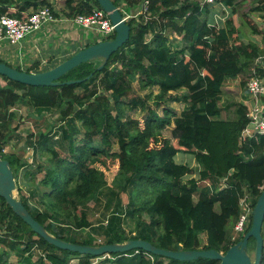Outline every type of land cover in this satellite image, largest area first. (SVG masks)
Here are the masks:
<instances>
[{
	"label": "trees",
	"instance_id": "1",
	"mask_svg": "<svg viewBox=\"0 0 264 264\" xmlns=\"http://www.w3.org/2000/svg\"><path fill=\"white\" fill-rule=\"evenodd\" d=\"M63 1L69 18L101 8L97 0ZM113 1L118 7L123 3L134 7L144 0ZM241 1L221 0L231 15L218 27L212 24V8L196 0H149L146 14L128 20L129 40L102 69H98L101 61L84 62L63 75L58 86H32L0 75L4 81L0 82V155L9 160L16 179L23 168L22 156L4 150L17 130L13 122L22 118L17 106L26 102L39 113L59 109L58 129L31 132L28 137L33 149L51 157L45 166L37 164L36 171L25 170L29 190L21 194L27 209L51 234L83 245L99 244L98 237L104 238L100 244L144 239L169 250L223 252L244 237L233 241L230 229L242 211L240 199L248 193L254 208L264 187V135L241 138L250 122L248 105L231 103L235 117L222 118L221 102L228 79L252 70L264 76V68L256 64L264 48L242 38L241 25L246 22L253 33L264 36V32L250 14H239ZM257 1L250 11L264 18V0ZM44 5L54 10L52 0H0V15L15 6L23 18L26 11ZM176 38L188 45L177 47ZM97 42L89 41L79 50ZM73 54L50 61L46 68L39 61L26 69L16 68L40 72ZM68 80L80 81L63 84ZM134 82L140 92H148L141 95ZM241 83L245 86L247 79ZM150 100L162 107L161 112L148 106ZM166 100L185 106L177 114L163 105ZM137 108L147 110L141 122L130 114ZM168 127L171 137L164 134ZM114 143L119 151H113ZM180 152L193 155L200 167L197 177L187 178L195 170L176 161ZM102 157L118 160L111 183L94 166L104 164ZM42 171L34 185L36 173ZM226 176L227 185L221 188ZM123 194L128 195L127 203ZM91 211H102L107 223H93ZM126 219L135 222L129 233L124 229ZM0 231V244L7 249L0 251V264H69L75 258L77 264H93L98 258L50 244L1 196ZM250 241L252 252L255 239ZM11 252L17 256L15 263L9 260ZM102 263L220 264L203 257L179 261L143 249L112 253Z\"/></svg>",
	"mask_w": 264,
	"mask_h": 264
},
{
	"label": "rangeland",
	"instance_id": "2",
	"mask_svg": "<svg viewBox=\"0 0 264 264\" xmlns=\"http://www.w3.org/2000/svg\"><path fill=\"white\" fill-rule=\"evenodd\" d=\"M58 1V2H57ZM54 7V10L56 11L55 7L58 8L60 11L64 10V11H68V8L65 5V2L62 0H57ZM53 3V4H54ZM258 3L257 0H242L240 2V4L238 5V12L239 14H244V13H248L251 15V17L253 19H255V23L257 24L258 28H262L263 32H264V18L261 16L260 13L257 12H251L250 8L252 6H255ZM57 4V5H56ZM62 5V6H61ZM10 10V9H9ZM213 12H220L221 11V6H214L212 8ZM57 13V11H56ZM223 14H225V11L223 12ZM230 14V12H229ZM228 14V17H229ZM58 15V13H57ZM214 16V14H213ZM226 19H229L226 17ZM225 21H223L222 23H224ZM56 29V28H53ZM45 32V34H44ZM59 31H55V34H50L49 35V31H42V32H34L32 34H30L29 36H27L25 39L22 40V42L28 40L30 37L32 36H36L39 35V37H42L41 39H39V41H35L33 43V46L30 48L28 53H31L29 56L26 55L23 51H21L19 48H15L16 46L12 47L11 46H5V48H2L0 45V58L3 59L4 61L10 63L12 66L14 67H21L22 69H26L28 66V64H32L34 61H38L40 58H43L41 60L45 61V64L41 67L42 68H46L49 65V53L51 50L55 49V46H59L62 43V39L64 38L62 36V34H58ZM255 33L252 32L251 27L249 26V24H247L246 22H244L241 25V37L244 38L246 41L249 40H253L255 42L260 41L264 43V37L260 36L258 37L257 41H256V37L253 35ZM258 34V33H257ZM58 35H60V37L58 38ZM62 37V38H61ZM96 34L94 33H90V41H94ZM107 38V37H104ZM176 41V46L177 47H185L187 44V41L183 40V39H175ZM258 43V42H257ZM259 44V43H258ZM260 45V44H259ZM261 46V45H260ZM262 47V46H261ZM7 48H10L7 52ZM264 48V47H263ZM16 49V50H15ZM40 60V61H41ZM258 62V63H257ZM264 54L262 55V57L256 61V64H258L259 66L264 68ZM253 73L255 74L256 71L252 70L251 72L247 73L246 75H241L238 76L236 78H230L225 82L226 86H230L229 88H227V90H225V93L223 94V100L221 102V105L223 106V112H222V118H234L235 117V105L231 104V103H235L237 101H242L245 102L249 96L247 94V90H246V85L244 86L241 82L242 80L248 79L251 75H253ZM261 75V74H258ZM263 76V75H261ZM264 77V76H263ZM248 81V80H247ZM0 82L4 83L3 79L0 77ZM134 88L135 90H137L138 92H140L138 90V84L136 82H134ZM148 92V91H147ZM146 91H141L140 94L141 95H145V93H147ZM180 95L183 94V91L179 92ZM163 105L166 106H170L173 107L177 114L180 113L182 111V109L184 108L185 104H183L182 102L179 103H175V102H170V101H164ZM148 106L150 107H155L158 109L159 112H161L162 107H157L155 105V103L153 102V100H150L148 102ZM19 113V115L22 118H18L13 122V128L16 129L13 134L12 137L9 141V143L7 145H5V152L9 153V152H16L17 154H20L22 156V164H23V168H20L18 171V176L19 179H16V181L18 182L17 184V190L15 191L16 195H19L21 197L22 195H27L28 194V186L26 184V181L28 180L25 176V170L30 168H33V171H36L37 169V164H43L44 166L46 164H48V160L51 157V154L45 152V153H41V152H37V150L29 144V140L28 137L30 136L31 132L35 133V135H37L39 132H48L49 130H56L58 129V125L60 124V114H59V109H54V110H50V111H46L44 113H39L34 107H31L28 105V103L23 102L22 104L17 106L16 109ZM147 110H141L139 108L132 110L130 112V114L134 117L139 119V121L141 122L143 117L146 115ZM164 134L167 137H171V127H168L165 131ZM54 140H58L57 138H54ZM58 147V145H57ZM59 151L61 152L62 150L59 149ZM113 151H119V147L116 143L113 144ZM190 160L187 162L188 164H191L192 167L195 170L194 174L188 175L187 178L190 177H197L198 176V170L200 169V167L197 165L196 160L194 161L193 159V155L190 154H186L184 152H180L177 154L176 156V161L183 163L185 161V159H189ZM104 164H99V163H95V167L99 168L100 170L104 171L105 176L108 180L109 183H111L119 169V165H118V160L112 157L106 158V157H102ZM191 161V163H189ZM185 163V162H184ZM44 175V171L42 172H38L36 173V180L33 181L34 185H37L39 180L43 177ZM19 187H21V189L19 190ZM263 189V188H262ZM124 203L128 202V195L127 194H123L122 195ZM91 205H94V202H91ZM91 220L93 223L97 224L100 223L102 220H106L108 217H104L102 214V211H91V216H90ZM145 218L148 219V215H145ZM107 223V221H105V224ZM236 221L231 224V229H230V233L233 232L234 229V225H235ZM135 228V222L131 219H126L125 223H124V229L129 233L131 230H134ZM83 232V231H82ZM88 230H84V233H87ZM263 235H264V226H263ZM1 233V231H0ZM78 233H81L80 231ZM205 235L201 236L202 241H205ZM104 240V238L102 237H98L97 238V242H99V244ZM249 246L252 249L253 247V241L249 242ZM7 250L4 248V246H2L0 244V251H4ZM251 253V252H250ZM251 255H254V249L251 253ZM16 254L14 252H11L10 254V262L11 263H15L17 260V257L15 258ZM110 255H105V256H99L98 258H94L93 259V264H103L102 261L106 258L109 257ZM48 262V261H47ZM49 263V262H48ZM69 264H77V258L72 259L70 261Z\"/></svg>",
	"mask_w": 264,
	"mask_h": 264
},
{
	"label": "water",
	"instance_id": "3",
	"mask_svg": "<svg viewBox=\"0 0 264 264\" xmlns=\"http://www.w3.org/2000/svg\"><path fill=\"white\" fill-rule=\"evenodd\" d=\"M115 24V36L112 39L101 40L75 52L71 57L58 63L56 66L40 71L28 72L19 70L6 62L0 61V75L6 76L14 81L32 86H58L60 78L71 69L87 62L101 61L98 69L105 67L111 58L122 45L130 38L131 26L122 15L120 8L113 0H97ZM80 80H68L63 84H71ZM17 181L15 173L9 160L0 155V196L6 203L21 217L31 229L43 237L47 242L61 249L81 253L83 255L105 256L112 253L127 252L132 249H143L149 253L176 259L179 261H190L203 257L218 260L220 264H261L264 252V187L259 196L252 213V224L244 237L232 245L226 252L216 249L198 250H169L157 247L153 243L144 239H130L125 242L102 243L94 245H83L65 241L51 234L27 209L21 197L15 194ZM255 239L254 255L249 252L250 239Z\"/></svg>",
	"mask_w": 264,
	"mask_h": 264
},
{
	"label": "built area",
	"instance_id": "4",
	"mask_svg": "<svg viewBox=\"0 0 264 264\" xmlns=\"http://www.w3.org/2000/svg\"><path fill=\"white\" fill-rule=\"evenodd\" d=\"M202 6H221L220 12L213 13L212 24L218 27L223 21L228 18L229 8L225 6L221 0H196ZM56 2L52 0V4ZM119 7L124 19L128 21L131 18H139V15L146 14L148 11L149 0H144L140 11L129 12L127 4ZM54 6V5H53ZM225 11V14L223 12ZM17 7L12 6L7 13L0 15V45L5 46H20L22 40L34 32H38L46 27L48 24L56 20L54 10L49 5H44L37 10L26 11V17H20L16 14ZM147 19V16H145ZM76 26L82 28L87 32L89 39L90 33L96 34L101 41L104 37L112 39L115 35V24L112 23L109 14L102 8H94L90 13H78L70 18ZM107 39V40H108ZM259 57L257 60H259ZM256 60V61H257ZM258 63V62H257ZM45 61L41 60L43 66ZM28 67L30 64L27 65ZM42 68V67H41ZM246 90L249 98L244 102L248 105V117L250 122L243 130L241 138L253 137L257 134L264 135V77L258 74H253L247 79ZM242 139L240 140V142ZM228 176L224 177L220 182V187L227 185ZM241 213L236 220L232 232V240L235 241L242 235H245L252 222L253 206L250 196L246 193L240 199ZM264 226V223H263Z\"/></svg>",
	"mask_w": 264,
	"mask_h": 264
},
{
	"label": "crops",
	"instance_id": "5",
	"mask_svg": "<svg viewBox=\"0 0 264 264\" xmlns=\"http://www.w3.org/2000/svg\"><path fill=\"white\" fill-rule=\"evenodd\" d=\"M63 1V0H62ZM58 2V1H57ZM56 3V2H55ZM54 3V5H55ZM57 5V4H56ZM125 4L123 3L122 6H124ZM62 6V5H61ZM129 12H137L140 11L141 9V4L140 5H136L134 7H128L126 6ZM56 11L58 13V15L56 16V20L51 22L50 24H48L46 27H44L42 30L38 31L39 33L42 31H49V35L50 34H55V31H59L58 34H62V36L64 37L62 39V43L59 46H55V49L51 50L48 57H49V63L50 61H54L56 59L61 60L64 56L68 55V54H73L75 50H79V48L83 45H85L87 42L90 41V39H88L87 37V32L85 30H83L82 28L76 26L72 21H70V18L67 17L64 14L63 10H59L58 8H56ZM228 12H230L229 17L231 15V9L229 8ZM228 17V18H229ZM56 28V29H53ZM45 34V32H44ZM256 37V41L258 39V37L263 36V34H253ZM60 37V35H58V38ZM42 37H39V35L36 36H32L30 37L28 40L24 41L21 43L20 46H16L15 48H19L21 51H23L26 55H30L31 53H26L30 51V48L33 46V43L35 41H39V39H41ZM62 38V37H61ZM262 47H264V43L260 41H257ZM14 46H11V48ZM10 48H7L5 50H8ZM15 49V50H16ZM41 59L40 58L38 61L41 63ZM35 62V61H34ZM264 64V62H263ZM230 86H224L223 87V94L225 93V90H227V88H229ZM178 103V102H176ZM194 161L195 158L193 157ZM189 159H185V163H187ZM183 162V163H184ZM191 163V161L189 162ZM197 163V162H196ZM191 165V164H190ZM198 165V164H197ZM192 166V165H191ZM17 256H15L16 258Z\"/></svg>",
	"mask_w": 264,
	"mask_h": 264
},
{
	"label": "flooded vegetation",
	"instance_id": "6",
	"mask_svg": "<svg viewBox=\"0 0 264 264\" xmlns=\"http://www.w3.org/2000/svg\"><path fill=\"white\" fill-rule=\"evenodd\" d=\"M252 253V252H251Z\"/></svg>",
	"mask_w": 264,
	"mask_h": 264
}]
</instances>
